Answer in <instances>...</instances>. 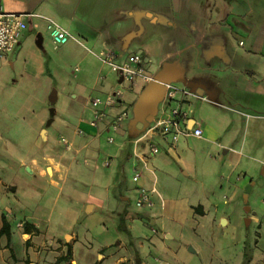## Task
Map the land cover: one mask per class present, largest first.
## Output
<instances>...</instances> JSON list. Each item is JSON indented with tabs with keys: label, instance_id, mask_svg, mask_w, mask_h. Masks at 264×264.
<instances>
[{
	"label": "crops",
	"instance_id": "1",
	"mask_svg": "<svg viewBox=\"0 0 264 264\" xmlns=\"http://www.w3.org/2000/svg\"><path fill=\"white\" fill-rule=\"evenodd\" d=\"M0 6L23 14L27 24L0 60V74L13 70L16 90L48 88L51 78L56 86L48 107L28 96L9 117L0 104V230L3 220L9 226L0 233V264H191L194 255L217 252V240L241 244L232 264L264 262L257 240L246 247L242 222L259 227L264 220V181L248 193L252 201L261 195L255 211L234 205L255 163L264 165V141L251 138L264 136V124L245 116L241 133L239 121L218 108L226 102L264 110V0H0ZM50 22L67 31L65 43L53 44ZM108 48L118 60L141 56L150 78L170 67L171 83L197 94L172 105L189 111L201 136L182 132L172 143L149 129L156 116L135 133L129 111L114 130L113 114L135 105L142 82L125 87L123 101L93 126V98L120 82L98 58ZM204 104L213 106L214 121L202 115ZM149 143L159 152L151 154ZM164 175L180 181L165 198L158 188Z\"/></svg>",
	"mask_w": 264,
	"mask_h": 264
},
{
	"label": "built area",
	"instance_id": "2",
	"mask_svg": "<svg viewBox=\"0 0 264 264\" xmlns=\"http://www.w3.org/2000/svg\"><path fill=\"white\" fill-rule=\"evenodd\" d=\"M26 27L27 24L23 14L6 12L0 6V60L5 59L14 50L19 37ZM47 30L54 45L65 43L69 37L67 31L54 22H50L47 25ZM98 58L103 65L109 66L119 73L120 82L116 88L108 92L104 97L93 98L94 104L98 105L93 112V121L91 123L93 126L104 121L108 112L123 101L126 88L135 87L140 82L146 84L151 80L145 73V63L141 56L129 53L123 59L118 60L117 52L108 48L101 50L98 53ZM165 87L164 98L159 103L156 119L151 123L152 125H150L149 129L159 130L162 135L170 136L172 143L178 140V136L182 132H190L196 137L201 136L202 130L195 124L194 120L191 127H189V121L191 120L189 111L178 104L172 105L182 100V96L196 97L197 94L185 86H178L174 83H168ZM127 117L128 110L125 107L120 108L113 114L110 122L112 128L114 130L118 129ZM109 141H112V137H109ZM148 149L151 154L159 152V148L152 143L148 144ZM138 177L139 175L136 172L132 180L137 181ZM140 201L142 205L148 203L146 194H142Z\"/></svg>",
	"mask_w": 264,
	"mask_h": 264
},
{
	"label": "rangeland",
	"instance_id": "3",
	"mask_svg": "<svg viewBox=\"0 0 264 264\" xmlns=\"http://www.w3.org/2000/svg\"><path fill=\"white\" fill-rule=\"evenodd\" d=\"M0 74V104L6 105L4 109L5 116L11 117L13 115L14 107L23 102L25 99L28 98V96L34 98V100L37 103H43L47 107L50 104V99L52 97V93L54 89H56V86L54 84V80L51 78V85L48 88H45V86H40L39 88L29 89L27 88L28 85L24 86L23 88L16 90L14 89L17 79L19 76L14 73L13 70L5 71L3 69ZM6 72V73H5ZM213 106L209 104H204L203 114L205 117L211 116L209 121H214L213 114H210L208 110L213 109ZM221 112L225 114V116H228V118H236L239 121V126L241 128V133L243 132L244 127V120L245 116H248L249 122L251 124H255L257 122H261L264 124V110H261L259 108H243L240 106L234 107L229 103L221 102V106L218 107ZM228 109H233L235 111H238L242 115L236 114L234 111H229ZM129 111V120H132L135 117V105H132L130 108H128ZM262 117V119H259ZM11 129L9 132L12 134L15 129H17V126L15 124L11 125ZM59 133V132H57ZM55 134L56 137L58 134ZM135 133H137L135 131ZM250 134V133H249ZM251 138H253V141L256 140L257 142H260L261 140L264 141V136H256L254 134ZM175 172V171H173ZM176 174L174 173V176ZM250 177L251 182L249 184V187H247L237 198V201L234 203L235 207L240 212L246 211V208H252L253 211H255V207L257 205V202L260 201L261 195H258L255 200H249L248 199V193L253 187H258L261 182L264 181V165L263 164H257L253 166L252 170L250 171ZM162 180L158 184V188L162 192V197H169L173 195L175 188L179 186L180 181L176 179L175 177H169V176H161ZM253 184H255L253 186ZM169 191V192H168ZM173 192V193H172ZM131 208L134 209V206L131 202ZM86 215H84L82 218H85ZM246 217H243V234L245 235V245L246 247L252 248L254 246V241L257 240L256 245L259 249H264V220L261 218V224L258 227V224H250L247 226L246 224ZM219 238V237H218ZM116 239L114 240V243H116ZM216 245L217 252H211V248L202 254L194 255V258L192 260L191 264H232L235 256V251L240 247V243H235L234 245L227 246V243L225 240H217L213 242ZM211 246V243H210ZM228 249V250H226ZM258 264H264V262H257Z\"/></svg>",
	"mask_w": 264,
	"mask_h": 264
},
{
	"label": "water",
	"instance_id": "4",
	"mask_svg": "<svg viewBox=\"0 0 264 264\" xmlns=\"http://www.w3.org/2000/svg\"><path fill=\"white\" fill-rule=\"evenodd\" d=\"M37 44L41 39L38 36ZM171 68L165 67L144 86L135 103V117L131 120V126L135 131L146 129L153 122L159 103L163 100L165 85L176 80L170 73ZM193 120L189 121L191 127Z\"/></svg>",
	"mask_w": 264,
	"mask_h": 264
},
{
	"label": "trees",
	"instance_id": "5",
	"mask_svg": "<svg viewBox=\"0 0 264 264\" xmlns=\"http://www.w3.org/2000/svg\"><path fill=\"white\" fill-rule=\"evenodd\" d=\"M8 224L3 220V225H2V228L0 230V233L3 234L4 233V230H6L8 228ZM59 262H55L53 264H58Z\"/></svg>",
	"mask_w": 264,
	"mask_h": 264
}]
</instances>
